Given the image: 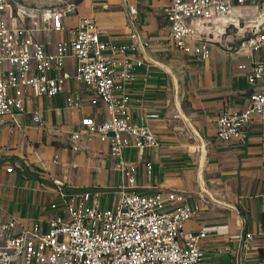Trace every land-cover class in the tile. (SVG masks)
Listing matches in <instances>:
<instances>
[{
    "label": "crops",
    "instance_id": "0c3cea01",
    "mask_svg": "<svg viewBox=\"0 0 264 264\" xmlns=\"http://www.w3.org/2000/svg\"><path fill=\"white\" fill-rule=\"evenodd\" d=\"M165 3L72 0L67 4L72 11L63 16L65 29L48 31L41 38L52 47L80 17H92L102 29L101 38L112 44H128L134 30L150 39L149 46L129 50L130 56L145 63L136 69L137 77L128 88L133 117L148 111L158 114L151 120L158 145L142 152L129 147L124 152L136 165L137 190L178 189L194 201L203 195L200 209L185 226L193 231L206 227L201 242L204 264H264V113L250 121L245 142L223 141L216 135L218 114L240 108L251 89L245 78L251 62L264 61V45L253 50L246 42L252 26L264 29V4L260 0L235 4L226 22L202 26L210 32L211 53L200 59L167 42ZM242 8L252 14L238 25ZM227 23L238 29L224 33ZM74 64L72 57L66 58L70 72ZM145 67L149 77L143 82ZM67 86L80 92L81 107H65L63 94L38 96L25 101L15 120L4 116L0 124V214L30 218L45 226L54 212L49 204L59 184L69 190L114 187L113 171L119 170L105 142L82 139L79 149L71 147L80 117L103 118L104 107L89 103L92 91L82 83L71 79ZM34 108L41 109L43 124L33 121ZM104 196L109 201L112 194ZM245 232H253L254 238L244 240Z\"/></svg>",
    "mask_w": 264,
    "mask_h": 264
},
{
    "label": "built area",
    "instance_id": "2783aa9c",
    "mask_svg": "<svg viewBox=\"0 0 264 264\" xmlns=\"http://www.w3.org/2000/svg\"><path fill=\"white\" fill-rule=\"evenodd\" d=\"M165 1L167 42L206 59L211 53L210 32L199 25L201 21L228 16L235 4L248 0ZM69 11L68 5L42 9L26 0H0V124L6 115L15 120L25 101L38 96L63 94L65 107L79 108L81 94L67 84L71 79L82 83L92 91L89 103H101L105 114L103 118L82 115L79 128L72 132L71 147L79 149L82 139L105 142L120 171V182L107 190L97 186L69 190L59 184L49 204L54 212L45 226L30 218L0 214V264H204L201 242L207 229L193 231L185 226L200 209L203 195L194 201L178 189L138 191L136 165L124 155L129 147L142 152L158 145L151 122L158 114L148 111L134 118L128 89L137 77L136 69L145 64L142 58L130 56L129 50L149 46L150 39L134 30L128 44L115 45L101 38L96 19L80 17L66 28L67 36L49 47L41 35L62 32L63 16ZM250 31L246 42L257 50L264 45V29L254 25ZM67 57L75 60L72 72ZM148 77L145 67L143 82ZM245 78L251 89L243 105L223 109L216 118V135L223 141L245 142L250 121L264 113V61H252ZM31 114L35 123H44L41 109L34 108ZM145 166L149 172L151 163ZM104 194H112L109 201ZM254 235L245 232L243 239Z\"/></svg>",
    "mask_w": 264,
    "mask_h": 264
},
{
    "label": "rangeland",
    "instance_id": "374dc122",
    "mask_svg": "<svg viewBox=\"0 0 264 264\" xmlns=\"http://www.w3.org/2000/svg\"><path fill=\"white\" fill-rule=\"evenodd\" d=\"M72 0H26L27 4L28 5H32V6H39L40 8H47V7H52V6H57L59 8H63V7H66L67 4L69 2H71ZM251 2H256L257 0H250ZM249 0L247 1V3H251ZM261 1V0H260ZM252 8H255V7H252ZM241 13L240 16H241V19H240V22L238 23V25H242L243 22L242 19L245 18V16L249 17V15L252 14V11L248 12V8L244 9H240ZM227 16H221V17H218V16H214L212 18H210L209 20H203L201 21V23L199 24L200 26H206L208 24H212V23H218V22H226L227 21ZM236 29H238V27H234L232 24H229L227 23L225 26H223V29L222 31L224 33L226 32H234ZM112 182L114 184V186H116L118 184V182H120V172L117 171V170H114L113 171V175H112ZM108 189H111V188H108Z\"/></svg>",
    "mask_w": 264,
    "mask_h": 264
}]
</instances>
